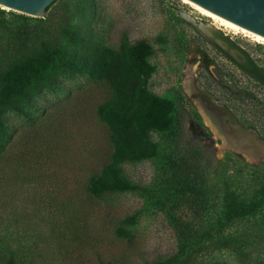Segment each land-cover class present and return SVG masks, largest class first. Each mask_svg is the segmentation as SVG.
<instances>
[{"label":"rangeland","instance_id":"rangeland-1","mask_svg":"<svg viewBox=\"0 0 264 264\" xmlns=\"http://www.w3.org/2000/svg\"><path fill=\"white\" fill-rule=\"evenodd\" d=\"M53 5L56 13L69 16L73 27L89 21L93 37L104 47L120 50L141 40L150 45L147 87L168 100L177 91L183 94L187 127L216 156L208 171L214 197L202 224L185 205L175 209L165 200L164 137L157 131L149 134L160 153L120 164L136 188L91 196L88 182L111 151L108 131L97 114V105L111 89L82 75L65 78L58 89L44 91L34 101L35 157L24 162L20 149L25 148L18 145L0 157V264L9 252L15 264H182L187 255L186 264H251L263 257L264 206L218 235L195 239L190 248L181 246L179 225L210 223L226 192L248 198L258 191L255 176L264 161L229 147L205 123L184 85L193 72L215 103L264 139V85L228 58L245 64L249 57L264 71L258 43L182 0H94L93 6L88 0H57ZM7 11L0 13V58L14 49L15 22ZM6 117L18 128L16 136L30 131L26 117L15 112ZM227 238H248L253 244H223Z\"/></svg>","mask_w":264,"mask_h":264},{"label":"trees","instance_id":"trees-1","mask_svg":"<svg viewBox=\"0 0 264 264\" xmlns=\"http://www.w3.org/2000/svg\"><path fill=\"white\" fill-rule=\"evenodd\" d=\"M88 2L94 5V0ZM57 9L52 3L43 17L7 11L15 22L11 34L14 49L2 52L0 58V157L12 154L10 149L17 145L25 148L20 149L24 162L35 157L34 101L44 91L56 90L63 79L77 75L106 82L111 95L97 105V114L108 131L111 151L108 161L90 178L88 193L99 196L136 188L120 164L160 153L158 143L149 134L157 131L164 137L162 187L168 195L164 198L175 209L188 207L202 224L214 197L208 185V171L216 156L211 145L201 143L187 127V114L181 105L183 94L177 91L174 100H168L148 89L147 78L152 71L147 61L150 45L141 40L123 45L120 50L104 47L93 37L89 21L73 27L69 16L56 13ZM228 58L264 85V71L252 59L247 57L242 64ZM8 112L26 117L30 131L16 136L18 128L10 124ZM259 172L255 176L259 188L254 196L246 198L226 192L218 216L210 223L198 227L195 222H181V246L190 248L197 238L218 235L237 221L255 216L264 206V169ZM223 244L245 247L253 242L248 238H227ZM9 253L3 264H15L12 252ZM189 258L187 255L182 264ZM147 264L171 263L156 260ZM251 264H264V256Z\"/></svg>","mask_w":264,"mask_h":264},{"label":"water","instance_id":"water-1","mask_svg":"<svg viewBox=\"0 0 264 264\" xmlns=\"http://www.w3.org/2000/svg\"><path fill=\"white\" fill-rule=\"evenodd\" d=\"M57 0H0L14 11L33 17H43L48 7ZM209 11L244 28L264 36V0H191ZM264 53V45L257 44ZM190 94L209 113L217 133L233 149L248 154L255 160L264 161V139L252 128L244 127L224 106L215 103L213 97L203 89L189 73ZM187 93V92H186ZM189 96V95H188ZM191 98V96H189Z\"/></svg>","mask_w":264,"mask_h":264},{"label":"bare ground","instance_id":"bare-ground-1","mask_svg":"<svg viewBox=\"0 0 264 264\" xmlns=\"http://www.w3.org/2000/svg\"><path fill=\"white\" fill-rule=\"evenodd\" d=\"M182 1L187 3V4H189V5H191L192 7H194L196 10H198L203 15H206V16L210 17L213 21L218 22V24H220V25H222V26H224L226 28H229V29L233 30L234 32H241V33H244L246 35H249V36H251V38L256 43L264 45V36L254 32V31H251V30H249L247 28H244V27H242V26H240V25H238V24H236V23H234V22H232V21H230L228 19H225V18H223V17H221V16L209 11L208 9L200 6L199 4H197V3H195V2H193L191 0H182ZM0 8L6 9V10L12 9L11 7H9V6H7V5H5L3 3H0ZM192 74H193V72H192ZM184 82H185V84H184L185 88H187V89L189 88L191 90V85H189L188 80H184ZM189 89H188V92L190 93ZM190 96L192 97L194 102L199 107L202 115L204 116L203 119H204L205 123L208 126H210L212 128V130L215 131V133H217V131L215 130V127H214V125H213V123H212V121H211V119L209 117V113L205 111L204 107L201 108L199 106V103L194 99L195 97H193L192 94H190Z\"/></svg>","mask_w":264,"mask_h":264},{"label":"flooded vegetation","instance_id":"flooded-vegetation-1","mask_svg":"<svg viewBox=\"0 0 264 264\" xmlns=\"http://www.w3.org/2000/svg\"><path fill=\"white\" fill-rule=\"evenodd\" d=\"M216 33V32H215ZM218 36H220V35H218ZM223 39H225L226 40V37H224ZM196 78V77H195ZM197 80V79H196ZM198 82V81H197ZM201 86V85H200ZM204 89V88H203ZM205 90V89H204ZM206 91V90H205ZM188 92V91H187ZM189 93V92H188Z\"/></svg>","mask_w":264,"mask_h":264}]
</instances>
